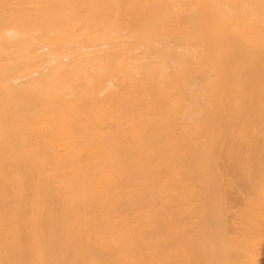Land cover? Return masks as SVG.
Returning <instances> with one entry per match:
<instances>
[{"label": "bare ground", "instance_id": "6f19581e", "mask_svg": "<svg viewBox=\"0 0 264 264\" xmlns=\"http://www.w3.org/2000/svg\"><path fill=\"white\" fill-rule=\"evenodd\" d=\"M244 174L264 0H0V264H251Z\"/></svg>", "mask_w": 264, "mask_h": 264}, {"label": "rangeland", "instance_id": "374dc122", "mask_svg": "<svg viewBox=\"0 0 264 264\" xmlns=\"http://www.w3.org/2000/svg\"><path fill=\"white\" fill-rule=\"evenodd\" d=\"M234 174L237 175L236 171ZM235 175L233 176L237 177ZM245 176L246 178L245 180L242 179V182H230L228 184V188H226L228 194H225L227 195L225 198L226 202L230 201L229 204L225 203L227 206H224V204L223 207L221 205L219 208L217 203H214L215 200H210L208 205L206 204L207 208L206 206L205 208L207 211L210 209L209 212L213 209L214 211L212 210L211 213H216V215L213 213L215 215L214 218H218V221L222 219L221 222H225L223 224L227 225L232 219L236 220L240 224L241 235L243 237L247 236L245 241L248 240L249 245H252L254 249L256 248V251L259 249L257 251L258 255H256L253 249L251 264H264V182L259 179H252V176H250L251 180H247L249 176ZM205 208L204 211H206ZM205 213L207 212L203 214ZM246 231L250 233L246 235ZM231 232L232 230L226 227V234L233 236ZM245 241H241L240 243Z\"/></svg>", "mask_w": 264, "mask_h": 264}]
</instances>
